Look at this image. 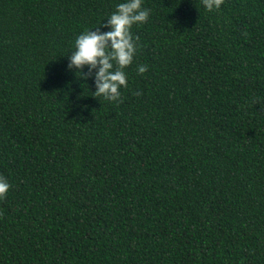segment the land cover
<instances>
[{
	"label": "trees",
	"instance_id": "1",
	"mask_svg": "<svg viewBox=\"0 0 264 264\" xmlns=\"http://www.w3.org/2000/svg\"><path fill=\"white\" fill-rule=\"evenodd\" d=\"M120 2L0 0V264H264V0H142L110 101L66 65Z\"/></svg>",
	"mask_w": 264,
	"mask_h": 264
},
{
	"label": "clouds",
	"instance_id": "2",
	"mask_svg": "<svg viewBox=\"0 0 264 264\" xmlns=\"http://www.w3.org/2000/svg\"><path fill=\"white\" fill-rule=\"evenodd\" d=\"M223 0H201L208 11L218 9ZM149 10L142 7V0H122L116 5V10L107 18V23H100L95 31L86 30L74 41V50L68 57L67 68H96L94 93L110 101L118 100L119 89L126 87V74L122 70L130 65L139 45L130 31L133 24L147 21ZM100 27L109 30L101 32ZM115 65V70H113ZM139 73L146 71V66L137 67ZM83 75V73H81ZM9 183L0 176V199L9 190Z\"/></svg>",
	"mask_w": 264,
	"mask_h": 264
}]
</instances>
